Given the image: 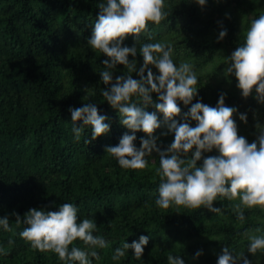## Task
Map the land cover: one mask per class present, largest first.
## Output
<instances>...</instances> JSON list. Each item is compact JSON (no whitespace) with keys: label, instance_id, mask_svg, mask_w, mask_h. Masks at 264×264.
I'll use <instances>...</instances> for the list:
<instances>
[{"label":"trees","instance_id":"trees-1","mask_svg":"<svg viewBox=\"0 0 264 264\" xmlns=\"http://www.w3.org/2000/svg\"><path fill=\"white\" fill-rule=\"evenodd\" d=\"M97 3L0 0V216L9 215L12 226L11 231L0 229V243L9 249L7 255H0V264H63L57 254L30 247L18 234L25 225L15 223L13 212L23 216L31 207L57 210L67 200L78 203L81 218L93 215L99 234L111 241L109 248L98 249L101 259L92 258L93 264H168L169 252L180 253L186 264H216L225 245L244 250L253 264L260 256L264 264V254L248 252L247 241L240 235L244 228L264 223V211L245 209L242 224L227 199L214 201L222 207L223 215L203 206L157 207L159 154L154 152L155 162L149 157L143 169H124L105 153V145L117 144L122 134L131 130L120 123L118 110L100 92L108 87L98 72L105 67L106 54L87 45L100 11ZM166 8L169 17L160 24L149 22L150 33L142 34L141 41L167 40L173 45L174 60L190 59L198 72L204 69L200 75L204 84L196 99L215 106L221 91L226 92L225 103L248 114L247 123L238 113L233 114L238 134L249 142L256 139L257 121L264 123V104L252 95L242 97L236 78L229 82L221 63L222 55H230L243 42L251 19L264 12V0H208L205 6L195 0H168ZM223 27L227 35L218 40ZM134 42L132 34L124 41L128 45ZM135 58L137 66L143 63L141 53ZM127 71L118 64L113 76ZM133 76L138 78L135 72ZM153 96L156 98L155 93ZM88 100L110 118L111 131L86 144L91 128L75 141L69 106H81ZM178 102L182 113L190 107ZM148 110L155 108L149 105ZM196 123L191 121L192 126ZM164 131L167 129L162 126L155 134ZM145 135L137 131L138 146L139 137ZM173 138L174 133L159 135L158 144L162 141L160 146L166 147ZM216 154L217 149L204 153ZM149 232L141 259L132 256V249L119 261L111 259L122 239L130 243ZM74 243L85 247L79 238ZM200 249L202 255L194 257Z\"/></svg>","mask_w":264,"mask_h":264},{"label":"clouds","instance_id":"clouds-1","mask_svg":"<svg viewBox=\"0 0 264 264\" xmlns=\"http://www.w3.org/2000/svg\"><path fill=\"white\" fill-rule=\"evenodd\" d=\"M167 2L98 0L100 11L87 45L106 54L107 58L102 61L105 67L98 72L108 87L100 88V92L104 100L118 110L120 123L131 130L125 131L117 144L105 145V153L111 154L124 169H143L148 166L149 157L155 162L153 153H158L159 184L154 201L157 207L168 209L183 205L199 209L203 206L223 215L222 207L216 206L214 201L227 199L243 224L245 209L264 211V123L257 121V138L249 142L244 135L238 134L233 115L238 113L239 119L247 123L248 114L240 112L237 106L227 105L226 92L221 91L215 106L203 102L202 98L196 99L199 87L204 84L200 80L204 69L198 72L190 59L174 60L173 45L167 40L141 41L142 34L150 33L149 22L160 24L169 17ZM195 2L205 6L208 0ZM227 31L226 27L221 28L217 39L222 40ZM129 34L135 41L132 45L124 43ZM138 52L143 57L139 66L135 58ZM130 54L132 59H129ZM118 64H123L128 71L114 77ZM221 64H224L223 75L229 82L233 76L236 78V87L242 97L252 95L264 104V12L251 19L244 29L243 42L230 55H222ZM134 72L138 78L133 76ZM178 101L190 105L188 110L182 113ZM149 105L154 106L155 111H149ZM69 111L75 141L81 140L89 126L91 136H86V144L111 131L110 118L100 112L95 102L88 100L81 106H69ZM192 120L197 122L195 126L191 125ZM162 126L167 131L159 135L174 133L166 147L160 146L162 141L158 144L159 135L155 134ZM139 130L146 135L139 137L138 146L135 141ZM213 149H217L218 154L204 155ZM13 215L17 225H25L18 234L30 242V247L57 254L63 264H93L92 258L101 259L98 249L111 245L105 235L99 234L94 216L81 218L79 205L72 200L59 204L57 210L31 207L23 216L18 212ZM0 229L12 230L9 215L0 216ZM150 235V232L141 234L138 240L130 243L122 239L112 250L111 259L119 261L128 255L129 249L133 257L141 259ZM240 235L247 241L248 252L254 256L264 254V223L250 225ZM77 238L85 247L74 243ZM8 243L13 241L10 239ZM8 251L0 243V255H7ZM202 253L203 249L197 250L194 257ZM167 262L186 264L180 253L172 252L168 253ZM216 264H253V261L244 250L237 251L225 245ZM256 264H261L260 256L256 257Z\"/></svg>","mask_w":264,"mask_h":264}]
</instances>
